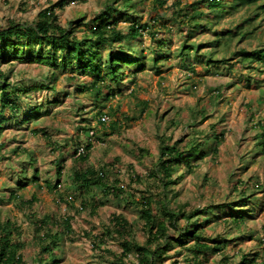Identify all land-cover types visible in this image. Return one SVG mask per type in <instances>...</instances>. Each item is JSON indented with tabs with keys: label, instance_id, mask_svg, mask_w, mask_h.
Wrapping results in <instances>:
<instances>
[{
	"label": "rangeland",
	"instance_id": "obj_1",
	"mask_svg": "<svg viewBox=\"0 0 264 264\" xmlns=\"http://www.w3.org/2000/svg\"><path fill=\"white\" fill-rule=\"evenodd\" d=\"M60 1L0 0V29L9 21L31 25L41 11ZM67 1L63 10L57 9L59 24L79 37L89 31V26L80 23L87 20L92 25L94 15L106 6V0ZM165 1L162 24L154 28L156 38L143 33L134 41L120 42L130 45L128 55L141 63L123 66L124 77L111 82L109 100H96L89 91V85L97 81L95 74L78 72L61 61L58 69L19 59L2 64V72L18 88L21 109L18 114L4 115L0 221L20 226L22 234L16 240L24 244L19 254L27 264H38L44 258L34 222L46 216L56 221L73 219V231L60 242L59 264H115L123 248L111 225L113 216H124L133 226L136 242L147 243L141 213L126 201L149 196L158 208V199L165 194L172 209L189 212L231 204L246 191L253 194L247 200L250 211L233 212L237 207L231 204L210 214L215 219L204 225L206 237L227 240V244L223 252L213 253L200 264H239L243 256L264 264V153L257 140L264 132V52L260 58L249 56L264 50V0L246 5L242 4L252 0H229L224 14L198 4L201 0H180L179 5V0ZM152 2L136 0L129 12L132 19L150 22ZM194 4L205 15L197 19L200 25L195 29L196 21L180 22L168 12L176 5L185 10ZM115 18L122 28L133 23L123 12ZM237 27L239 34L233 36ZM225 40L229 41L223 44ZM183 47L187 48L185 56ZM109 51V47L102 49L104 62ZM242 51L249 56L243 62ZM209 58L213 59L210 66ZM103 116L109 119L107 123L100 122ZM217 131L226 137L219 153L210 152L194 162L193 172L179 167L173 175L175 183L165 193L162 183L149 180L162 146L179 142L182 148L193 136ZM88 142L92 149L83 161L77 150ZM82 167L103 170L106 184L123 187L125 194L106 197L100 187H90L84 190L85 199L73 182L75 170ZM94 200L104 205L93 215ZM27 201L33 205H24ZM234 214L244 215L243 224L236 226L231 218ZM90 235L104 242L94 247ZM193 243L168 248L155 264H192L189 248ZM124 262L140 264L135 251Z\"/></svg>",
	"mask_w": 264,
	"mask_h": 264
},
{
	"label": "trees",
	"instance_id": "obj_2",
	"mask_svg": "<svg viewBox=\"0 0 264 264\" xmlns=\"http://www.w3.org/2000/svg\"><path fill=\"white\" fill-rule=\"evenodd\" d=\"M227 1L229 0H201L198 4H205L209 10L224 14L226 13L224 5ZM258 1L252 0L242 5ZM67 4V0H61L57 4L46 8L40 12L37 20L31 25L9 21L6 28L0 29V138L5 129L6 117L4 115L6 112L11 115L18 114L21 109V105L16 98L18 88L16 85L11 84L9 76L2 72V64L12 63L13 60L19 59L45 64L58 69L60 68L59 61H61L65 67L73 66L78 72L95 74L97 81L89 85V91L93 92L96 100H100L102 97L105 100L106 98L109 100V96L113 94L111 92V82H119L124 77L123 66L130 63H141L139 59L132 60L128 55L127 52L132 49L130 45L124 46L120 42L123 40L134 41L141 38L143 33H149L152 39L156 38L154 28L159 23L160 25L162 24L161 20L164 19L162 14L167 9L165 0H153L150 8V22L143 24L136 18L133 20L132 14L129 13L131 8L137 5L136 0H106L105 9L94 15L91 21L92 25L87 20L80 23L89 26V31L79 37L74 34L73 29L59 24L57 9L63 10ZM177 4H180V0ZM178 5L168 10L170 15L177 16L179 21L184 23L196 21V25L193 24V28H197L200 25L197 19L201 20L205 17L200 12L199 7L194 4L186 6L185 10H182ZM242 5H237L236 7L238 8ZM261 8L264 9V6ZM122 12L124 17L133 20V23L128 28L120 27L118 18H115ZM162 28L163 30L168 29L166 26ZM199 28L202 30L203 26ZM230 33L232 32H227L228 35ZM238 34L237 27V31L233 36ZM228 41L225 40L223 44ZM117 43L118 46L116 45ZM221 43L219 42L220 45ZM35 47H38V49L36 50ZM104 47L110 48L106 62L103 61L102 54ZM186 52L187 48L183 47L182 55L185 56ZM262 52L264 50L260 49L250 53L249 56H253L255 59L256 57L260 58ZM240 54H244L241 62L244 61L245 57H249L247 52L242 51ZM139 55L142 56L143 53L140 52ZM208 60L207 65L209 64L208 66H210L213 63V59L209 58ZM155 61H159V58H155ZM215 62L218 63V61ZM143 67L141 65V69ZM74 79L78 80L79 77L74 76ZM106 90L110 91V94L105 95ZM200 135L202 136H193L192 140L182 148L179 142H176L173 146L166 145L161 147L159 162L155 169L150 172L149 180H154L158 184L162 183L164 186L163 193L169 188L170 184L175 183L173 175L179 167L184 166L188 172H193L197 167L194 162L205 159L210 152L217 155L219 146L226 139L223 131H217L213 135L208 133ZM257 140L260 142L259 146L263 147L262 151L264 153V132ZM5 145L6 142L0 143V151L4 149ZM85 149L89 152L92 149V144L86 143ZM87 153L79 158L86 161ZM59 174H61V171H59ZM137 179L139 180L140 178L137 177ZM73 182L85 199L84 190L90 187H100L102 194L106 197L117 198L125 194L123 187L106 184L103 170L85 169L82 167L79 170H75ZM238 184L242 185L243 183L239 181ZM163 196L158 199V208L155 207L149 196H141L138 200L126 201L139 209L141 219L145 222L144 229L147 243L144 246L136 242L133 226L124 216H113L111 218L113 231L121 239L123 248V253L118 257L115 264H125L124 260L133 251L137 253L140 264H155L156 260H160L165 255L168 248L177 244L185 247L191 243V240H194L193 245L189 248L193 256L191 262L192 264H200L213 253L223 252L227 244V240L220 241L206 237L204 225L208 226L215 219H211L210 214L213 213L212 211L214 209L220 210L226 206L232 207L231 204L237 207L233 212L243 211L244 213L250 211L247 200L252 198L253 194H248L247 191L241 192L240 198L231 204L223 202L189 212L181 208L172 209L168 205L165 194ZM85 199L82 202V209L85 208ZM26 204L33 205V201L24 202V205ZM103 205V202L99 203L94 200L91 206V214H96ZM231 218L236 226L243 224V214L239 216L234 214ZM72 220V218L67 217L61 221H56L54 217L46 216L34 222V232L40 244V252L44 255V258L40 259L38 264H59L61 260L58 252L63 249L60 246V242L64 234H70L73 231ZM183 221L184 224L182 225L181 222ZM21 234L22 231L19 225L9 220L6 222L0 221V264H27L23 256L19 254V251L24 248V244L16 240V237L21 236ZM90 237L96 242H94V247L97 242H104L100 237L95 238L91 235ZM255 263L256 258L250 259L248 256H243L239 264Z\"/></svg>",
	"mask_w": 264,
	"mask_h": 264
},
{
	"label": "built area",
	"instance_id": "obj_3",
	"mask_svg": "<svg viewBox=\"0 0 264 264\" xmlns=\"http://www.w3.org/2000/svg\"><path fill=\"white\" fill-rule=\"evenodd\" d=\"M108 121H109V119L106 116H103L102 118H100V122H102V123H107ZM90 135L94 136V132H90ZM86 153H87V151H86L84 146L80 147L77 150V156L78 157H81V156L85 155Z\"/></svg>",
	"mask_w": 264,
	"mask_h": 264
}]
</instances>
